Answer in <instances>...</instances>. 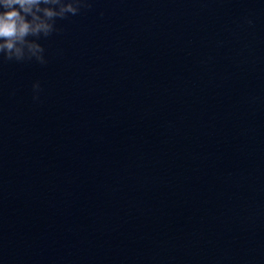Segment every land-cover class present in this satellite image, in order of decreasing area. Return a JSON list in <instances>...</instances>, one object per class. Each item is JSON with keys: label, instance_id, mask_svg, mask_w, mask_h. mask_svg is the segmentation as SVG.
Returning a JSON list of instances; mask_svg holds the SVG:
<instances>
[{"label": "water", "instance_id": "95a60500", "mask_svg": "<svg viewBox=\"0 0 264 264\" xmlns=\"http://www.w3.org/2000/svg\"><path fill=\"white\" fill-rule=\"evenodd\" d=\"M91 3L0 61V264H264V0Z\"/></svg>", "mask_w": 264, "mask_h": 264}, {"label": "clouds", "instance_id": "9594fccd", "mask_svg": "<svg viewBox=\"0 0 264 264\" xmlns=\"http://www.w3.org/2000/svg\"><path fill=\"white\" fill-rule=\"evenodd\" d=\"M91 7V0H0V61L47 64L40 40L60 31L57 19ZM40 87L39 81L33 82V100L39 98Z\"/></svg>", "mask_w": 264, "mask_h": 264}]
</instances>
